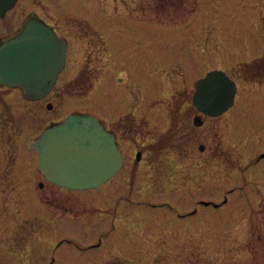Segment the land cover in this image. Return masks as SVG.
I'll return each mask as SVG.
<instances>
[{
    "label": "rangeland",
    "instance_id": "rangeland-1",
    "mask_svg": "<svg viewBox=\"0 0 264 264\" xmlns=\"http://www.w3.org/2000/svg\"><path fill=\"white\" fill-rule=\"evenodd\" d=\"M30 11L67 39V55L47 98L23 103L21 90L0 89V264H113L116 256L122 264H264L228 241L225 219L215 220L223 210L205 204L234 182L264 193V0H18L0 19V37ZM213 69L237 84L219 116L191 102L194 81ZM73 112L113 129L123 152L122 170L103 188L105 205L116 192L169 205L160 226L147 221L127 240V215L138 211L120 207L114 237L83 260L76 248L96 244L112 219L51 218L38 203L35 193L48 199V191L37 180L47 184L27 147L49 120ZM19 228L28 230L23 241L12 239ZM150 247L162 249V261Z\"/></svg>",
    "mask_w": 264,
    "mask_h": 264
},
{
    "label": "water",
    "instance_id": "water-1",
    "mask_svg": "<svg viewBox=\"0 0 264 264\" xmlns=\"http://www.w3.org/2000/svg\"><path fill=\"white\" fill-rule=\"evenodd\" d=\"M15 2L0 0V17ZM66 48V39L49 24L34 17L27 19L18 33L0 42V85L18 87L27 100L44 97L65 65ZM193 87L192 105L209 116L229 109L237 90L235 80L220 69L209 70ZM193 123L200 126L201 115H195ZM27 147L37 152L44 178L69 189L95 188L116 174L123 163L114 134L89 113L68 114L29 139ZM135 158H140L139 153Z\"/></svg>",
    "mask_w": 264,
    "mask_h": 264
},
{
    "label": "flooded vegetation",
    "instance_id": "flooded-vegetation-1",
    "mask_svg": "<svg viewBox=\"0 0 264 264\" xmlns=\"http://www.w3.org/2000/svg\"><path fill=\"white\" fill-rule=\"evenodd\" d=\"M33 17L37 19H41L45 23L51 25L60 37H64L63 35L59 33L58 29L53 24L43 19L40 15H38L34 11H30L20 18V19H23L20 25L16 27L12 26L13 27V29L11 30L12 33H9L11 32L9 31L8 33L0 37V42L16 34L22 28L24 22L27 19H30ZM1 18L2 17H0V19ZM3 88L14 89V90L18 89V88H9L6 85H0V89H3ZM52 92L53 90H51L45 97L40 98L38 100L24 99L21 96V91H20V96L23 100L22 101L23 103L37 102V101L39 102L47 98L49 95H51ZM4 98H0V104H1V101L4 102ZM4 117L5 115L2 116V118ZM55 122H58V120L56 119L49 120L44 125L43 129L51 124H54ZM105 128L114 134L115 141L118 145V139H117L116 132L109 127L105 126ZM42 130H39L38 134L29 137L28 140L30 138L37 137ZM30 151H33V150H30ZM134 152H135V155L137 153H139L140 155V158L138 160L135 159L136 160L135 163L136 165H138L142 161L143 149L139 150L136 147L134 149ZM135 168H137V166H135L134 169ZM39 174H40V177H43L40 171H39ZM115 176L116 174L97 188H89V189H82V190L68 189L66 187L59 186V185L49 182L43 177L47 184L46 187H44L43 181H41L40 179L37 180V185L39 186V188L42 190L46 189L48 191L46 194L48 195V199L45 197L43 192H41L40 194L38 192L35 193L37 196V200H39L38 203L42 206V208L46 206L45 210H48V213L51 212V218L56 220L58 218L66 217V218H70L71 220L81 221L83 217H85V215H87L88 218L95 215L98 218V220L102 219L103 217H107V219L109 220V218L111 217L112 219L111 229H109L108 231L106 229L105 231L103 230L102 232L104 234H101L100 239L98 240L96 244L90 245L92 243L91 241L89 242V244L86 245V247H83L80 249L76 248L77 250H79L81 260H83V258L96 257L100 253V251H102V249L104 248V245L108 243L114 237L117 231V229L115 230V227L117 226V220L119 218L120 207L122 208L129 207L133 209L134 211L136 210V212L138 211V213L133 216L126 214L127 222L128 224L129 223L130 224L129 226H127L128 229H126V234L122 238L127 240L130 237H132L133 233L135 232L134 230L137 226L138 227L147 226L145 225L147 221L149 222V224L152 222L153 225L160 226L161 212H165L164 210H167V207L169 206L167 205L168 200L166 199L159 200V201L152 200L151 198L133 199L132 197L123 194L124 192L121 195L120 193L116 192L115 198L112 203V207L109 208L108 204L105 205V202L103 201L104 197H103L102 192H103V188L106 187L110 181L114 180ZM232 183L233 182H231L230 184ZM234 184L235 185H233L232 187L228 188L225 191V195L221 201L210 200L208 201L209 205L214 206L216 209L223 210L222 212L218 214L215 220L217 219L219 220L222 218L225 219V220H222V222H226L225 225H227L225 235L228 241L232 240L233 238L238 240L241 243V246L244 247L245 253H249L251 256L255 254L257 257H259L260 261L264 262V193L263 192L261 193L260 191L246 192L244 190L246 183L236 184V182H234ZM56 188L59 190L57 192L58 195H56L55 192L51 190V189L56 190ZM39 195H41V197ZM229 195H232V197H230ZM58 211H64L65 214L62 217H59L58 214L56 213ZM151 212L156 214L153 219L150 218ZM171 213L173 216L172 220L177 221V220L183 219L182 215L177 214V216L174 217L175 213L173 211ZM233 230H236V231L231 232ZM15 231L19 233L18 235H16V237L12 236V239L24 238L21 240L22 241L25 240V238L27 237L28 230H22L19 228V229H15ZM22 233L24 234V236H21ZM103 240L105 241V244L102 245ZM61 244L63 243H58L57 246H61ZM70 246L71 245H67V247H70ZM152 248H153V255L155 257H158L159 261H162V258L164 257L162 255L163 253L162 249L157 248V247H150V250ZM254 259L251 257L249 261H253L252 263H255ZM122 262L123 260L120 257L116 256V258H114L111 263L122 264ZM94 263L96 262L94 261ZM242 264H251V263L244 262Z\"/></svg>",
    "mask_w": 264,
    "mask_h": 264
},
{
    "label": "bare ground",
    "instance_id": "bare-ground-1",
    "mask_svg": "<svg viewBox=\"0 0 264 264\" xmlns=\"http://www.w3.org/2000/svg\"><path fill=\"white\" fill-rule=\"evenodd\" d=\"M227 75H228V74H227ZM236 85H237V84H236ZM194 108H195V107H194ZM195 109H196V108H195ZM198 113H199V114H202V115H205V114L200 113V112H198ZM218 116H219V115H218ZM98 119H99V118H98ZM99 120H100V119H99ZM118 147H119V146H118ZM119 149H120V148H119ZM120 150H121V149H120ZM121 153H122V151H121ZM122 158H123V163H122V166H121L120 170L123 168V165H124V157H123V153H122ZM135 159H136V158H135ZM120 170H119V171H120ZM114 175H115V174H113L111 177H113ZM111 177H110V178H111ZM110 178H109V179H110ZM109 179H107V180H109ZM107 180H106V181H107ZM106 181H105V182H106ZM102 184H103V183H102ZM99 186H100V185H99ZM99 186H97V187H99ZM97 187H95V188H97ZM88 189H89V188H88ZM78 190H80V189H78ZM81 190H82V189H81Z\"/></svg>",
    "mask_w": 264,
    "mask_h": 264
},
{
    "label": "trees",
    "instance_id": "trees-1",
    "mask_svg": "<svg viewBox=\"0 0 264 264\" xmlns=\"http://www.w3.org/2000/svg\"><path fill=\"white\" fill-rule=\"evenodd\" d=\"M248 72V71H247ZM253 75L255 76V74L253 73ZM262 78H264V75H263V77Z\"/></svg>",
    "mask_w": 264,
    "mask_h": 264
}]
</instances>
